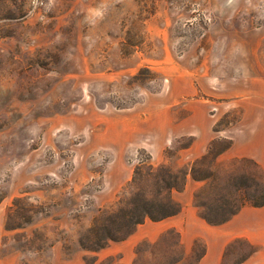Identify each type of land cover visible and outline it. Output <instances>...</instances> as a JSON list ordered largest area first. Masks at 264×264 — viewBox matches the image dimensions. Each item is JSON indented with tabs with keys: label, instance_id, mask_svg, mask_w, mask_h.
<instances>
[{
	"label": "rangeland",
	"instance_id": "obj_1",
	"mask_svg": "<svg viewBox=\"0 0 264 264\" xmlns=\"http://www.w3.org/2000/svg\"><path fill=\"white\" fill-rule=\"evenodd\" d=\"M229 142L197 164L208 180L153 182L150 166L189 171ZM256 156L264 0H0V261L126 264L121 244L140 224L103 248L80 239L92 244L89 230L136 194L181 206L189 192L199 216L217 218L253 206ZM238 239L220 264L246 260ZM204 246L171 229L128 264H198Z\"/></svg>",
	"mask_w": 264,
	"mask_h": 264
},
{
	"label": "crops",
	"instance_id": "obj_2",
	"mask_svg": "<svg viewBox=\"0 0 264 264\" xmlns=\"http://www.w3.org/2000/svg\"><path fill=\"white\" fill-rule=\"evenodd\" d=\"M255 158L264 165V158L258 156ZM187 182L189 187V179ZM184 194L187 198L179 200L182 208L178 214L161 221L146 220L137 227L134 234L122 242L121 247H128L129 250L126 264L134 256L133 251L138 243L142 240L156 241L159 236L171 229L180 233L181 243L186 248H190L198 238L204 240L206 254L198 264H220L225 248L236 238L245 239L256 247V251L242 264H264V205L244 206L229 221L214 226L209 225L199 216L198 209L193 204L194 195L189 192ZM0 264H6V262L2 260Z\"/></svg>",
	"mask_w": 264,
	"mask_h": 264
},
{
	"label": "trees",
	"instance_id": "obj_3",
	"mask_svg": "<svg viewBox=\"0 0 264 264\" xmlns=\"http://www.w3.org/2000/svg\"><path fill=\"white\" fill-rule=\"evenodd\" d=\"M230 147L231 142L224 145L220 150L214 151L212 144L207 154L194 161L189 171L181 170L177 173L164 166L153 170L152 166H150V175L152 176L153 182L159 186V189L162 191L163 189H166L167 192L171 191L172 189L182 190L188 174H190V176L196 181L208 180L213 174H210L209 172L208 175L206 173L200 172L197 164L206 160L209 155L214 158L219 153L227 150ZM135 196L136 197L132 198L131 201L126 202L125 206H120L117 211L110 214L107 217V224L94 225L89 230V238H91L90 241L92 244H87L84 239H80L81 246L91 250L103 248L109 241H121L126 239L135 231L136 227L139 224H142L146 219H150L152 221H161L178 214L181 210V206L173 201L169 193L167 196L165 195L162 198H149L148 196L144 195V193H142L141 197L138 194ZM252 205L256 207L263 206L264 197L259 201H253ZM237 211L238 210L231 211L230 214L224 216L221 215L218 218L204 212H202L200 216L208 224L219 225L229 221L237 213ZM239 241L244 242V244H246L250 249L248 254L243 258L245 260V258L247 259L256 251V247L248 242H245L244 240H236V242ZM231 244L233 243H230L227 246L226 253ZM204 254L205 246L198 258L200 259ZM242 261L240 263H242Z\"/></svg>",
	"mask_w": 264,
	"mask_h": 264
}]
</instances>
